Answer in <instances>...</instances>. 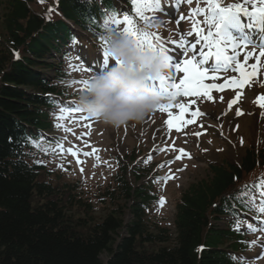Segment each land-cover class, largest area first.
<instances>
[{"label": "trees", "instance_id": "obj_1", "mask_svg": "<svg viewBox=\"0 0 264 264\" xmlns=\"http://www.w3.org/2000/svg\"><path fill=\"white\" fill-rule=\"evenodd\" d=\"M27 2L34 0L10 2L0 40V264H236L232 251L238 246H226L233 233L217 222L246 205L234 187L256 171L258 155L251 150L241 167H212V177L188 186L176 206L175 237L162 223L148 221L157 197L149 185L132 187L125 168L114 189L95 199L102 209L111 207L100 221L95 204L81 198L77 185L39 182L38 166L30 165L27 155L33 140L50 128V110L63 94L43 73L53 66L42 59L57 48L56 28L66 31V26L45 24ZM77 5L68 0L61 9L76 19ZM15 48L21 49L17 61ZM127 210L133 216L128 224Z\"/></svg>", "mask_w": 264, "mask_h": 264}, {"label": "rangeland", "instance_id": "obj_2", "mask_svg": "<svg viewBox=\"0 0 264 264\" xmlns=\"http://www.w3.org/2000/svg\"><path fill=\"white\" fill-rule=\"evenodd\" d=\"M205 1L192 0L189 3L190 5L187 6L188 0H185V5L183 6V1L177 0L175 3V6L176 4L177 6L176 8L174 6L172 11L177 14L178 19L184 15V20H188L187 28L193 30V19L198 20L199 17V15L193 16V10L195 8L208 7ZM218 2L221 6L227 7L232 4H243L244 0H218ZM245 6L249 10L252 8V4ZM32 7L38 12L41 11L40 7L35 4H32ZM3 9L4 5H0V33L2 35L5 34L3 16L7 11ZM188 13H191L192 17H188ZM202 17L198 27H202L204 34H206L209 26L204 21V14H202ZM238 22H245L244 26H250L247 24L254 26L250 18L243 15H241ZM238 22L236 21L226 26L227 31L231 35L234 31L233 29L240 26L241 23ZM176 27L179 28L180 24L176 25ZM192 39H190V42ZM253 45L255 44L250 43L246 49L247 52L254 53L248 60L249 64L256 62L259 57L260 47L257 45L253 47ZM98 49L102 52V47ZM175 52L176 58L178 60L182 59V55L178 57L177 54L180 50ZM192 55L193 53L190 51L188 58H191ZM262 60L264 62V57H262ZM73 62L71 59L69 65L71 66ZM175 62L178 61L176 60ZM95 66L98 67V65ZM107 70L108 68L105 71ZM86 71L74 70V78L82 79L75 80V82L88 81L93 72L90 73L91 70ZM216 75L219 77L218 80L207 81L206 83L222 84L223 79L231 77L232 73H227L228 77L225 74ZM179 76V80L182 79L183 73H180ZM254 79L248 83L247 87L237 92L227 88H225L224 92L213 90L211 93L212 100L199 96L192 99L177 98L166 102L165 104L171 103L173 105L170 111L174 115H179L180 113V109L175 107V105L184 104L188 106V111L184 113V120H193V123L185 126L183 121H173L174 124H179L180 131H177L175 127L171 128V130L169 129L166 123L170 118L168 111L162 112L158 108L142 122H129L119 127L106 125L98 118L89 116L84 111L65 113L66 118L71 115L74 116L73 120H60L59 125L61 127L50 133L55 138L52 151H47L49 155L54 154L55 157L52 158V163L54 168L56 167L57 169L56 172L60 174L59 179L55 175L53 180L55 186L78 183L83 192L81 196L95 204L94 216L100 221V218L104 217L107 210H111V207L102 209L105 205L103 207L100 204L97 205L96 196H93L88 186H97L112 179L115 175L119 156L123 159L126 158L125 162L131 166V154L133 153L135 158L138 159L137 164L140 166L146 167L148 160L154 162L152 163L151 176L156 177L155 181L157 180V183H159V191L161 193L159 203L154 208L157 215L156 218L159 221H163L164 224L174 231L175 205L180 200L181 192L192 183L208 180L210 178L209 175H211L208 168L209 165L215 164L225 168H229V166L239 167L247 150L252 148L251 151L256 154L264 152V108L257 103L258 98L264 95V72L262 69L259 70L258 76H255ZM83 87L79 86L76 88L78 93ZM237 93L240 94L238 99ZM221 97H223V100L220 99ZM193 100H195V103H192ZM233 100L237 102L232 104L231 109H229V103ZM66 105L71 108H80L79 104L72 101H68L64 106ZM197 109L203 115L194 118L191 113ZM237 109L243 114L238 116L236 114ZM82 117H87V119H82ZM201 124H203V127H201ZM236 125L239 126L238 129ZM66 129L69 130L66 131ZM195 133H201V135H195ZM59 136L61 137L59 138ZM241 139L243 143H241ZM68 149H72L76 155H72L68 152ZM180 149H183L184 153H181ZM84 153H89L90 155H84ZM188 154H190V158ZM177 156H181V159L177 160ZM145 158H148V160ZM78 160L80 161L79 163L77 162ZM259 173H264V165L260 168ZM254 176L247 174L242 177V180H251ZM165 177L174 178L165 180ZM128 180L134 184L132 176L128 175ZM256 195L257 193H255ZM162 198L164 200L163 204H161ZM255 202L261 206L264 203V197L261 196L260 200L256 199ZM254 208L259 210L257 207ZM259 215L264 218V213L260 212ZM245 224L239 225V227H242L244 232L245 230L247 231V240L257 239L258 237L253 238L250 235L254 230H249ZM252 227L256 231H260V229H263L264 223L259 222L256 225H252ZM260 238L259 246H255V243L247 244V249L241 252L238 259L243 264H264V234H261ZM103 260H105V257H103Z\"/></svg>", "mask_w": 264, "mask_h": 264}, {"label": "snow or ice", "instance_id": "obj_3", "mask_svg": "<svg viewBox=\"0 0 264 264\" xmlns=\"http://www.w3.org/2000/svg\"><path fill=\"white\" fill-rule=\"evenodd\" d=\"M127 2V0H126ZM192 0H188L191 3ZM132 5V10L135 15L141 20L148 24L152 19L145 15V12L157 11L160 9L161 0H130ZM252 4L251 10L245 5ZM51 11V10H50ZM204 14V21L209 26L208 31L204 34V29L198 27L199 21L193 19V30L186 34L182 33L179 42L172 41L171 43L175 45L176 50H182L181 54L185 57L182 62L174 63L173 56L169 54V47L166 46L165 41L161 39L159 35L153 32L145 31L142 27H138L132 16L128 15L127 12L124 13L123 19L119 18V13L112 12L111 17L105 20V29L109 30V22L113 25L123 26L121 31L124 35L135 39L138 45L142 49L159 51L167 55L169 60L168 67L170 70L174 69L167 76L160 78V82L169 89L167 97L169 100H174L177 96H188V97H199L204 96L207 99L212 100L211 95L213 90L223 91L224 87L233 88H243L247 83H249L252 77L258 76L261 61L260 57H264V47H260L259 57L257 58L256 64H249L248 60L254 55L253 52H246L242 55V49H247L249 44L245 42L236 41L232 35L227 31V25L232 24L239 20L241 15L250 18V20L258 27H264V0H244L243 4H232L227 7L221 6L218 0H208L207 9L197 8L193 10V16H198ZM107 15V13H105ZM185 19L184 16H180L176 21L180 24ZM250 26H252L250 24ZM187 37H193L195 42H190ZM102 44V55L105 65L112 62V57L109 54L107 41L104 36L100 37ZM76 43L75 38H73V44ZM199 46V47H198ZM253 47H256L253 45ZM191 51L193 55L188 58V53ZM198 53V55H197ZM243 60V62H241ZM213 61V63H209ZM91 68V64H89ZM88 70V69H85ZM231 70L233 75L231 79L226 81L225 84L217 83H205V81H216L219 79L217 73L226 72ZM175 73H183L182 79L176 82ZM211 73V74H210ZM239 73V77L235 75ZM85 85L88 81H82ZM240 94L237 93V99ZM223 100V97L220 98ZM233 100L229 103V109H231L232 104L236 103ZM195 103V100L192 101ZM257 103L260 107L264 108V95L258 98ZM173 107L171 103L163 104L159 106L160 111H168L169 120L166 121L169 129L175 127L177 131H180L179 124H174L173 121H183L184 125L193 123V120H184V113L188 111V106L184 104H177L175 107L180 109L179 115H174L170 109ZM61 115L58 119H65V113L71 112H82L81 108H71L70 106H64L59 109ZM236 114L242 115L243 113L237 109ZM191 115L195 118L202 116L199 109L192 112ZM82 119H87V117H82ZM58 128L61 125H56ZM203 127V124H201ZM238 125L236 128L238 129ZM69 129H66L68 131ZM195 135H201V133H195ZM58 143V142H57ZM241 143L243 140L241 139ZM94 151H96L94 149ZM184 153L183 149L179 150ZM72 155H76L72 149H68ZM84 155H90L89 153H84ZM189 158H190V154ZM150 159V157H149ZM176 159H181V156H177ZM80 162L79 160L77 161ZM83 171V169H81ZM174 177H165L164 179H172ZM264 185V181L261 182ZM260 195L264 197V189L261 190ZM164 203L163 198L161 199V204ZM259 211L264 213V203L259 207ZM237 229H239V224H237ZM249 230H254L252 225H248Z\"/></svg>", "mask_w": 264, "mask_h": 264}, {"label": "clouds", "instance_id": "obj_4", "mask_svg": "<svg viewBox=\"0 0 264 264\" xmlns=\"http://www.w3.org/2000/svg\"><path fill=\"white\" fill-rule=\"evenodd\" d=\"M166 26V21L154 18L142 28L152 32ZM104 38L114 63L107 71L89 77L76 102L89 116L112 127L142 122L170 102L153 86L170 74L168 57L163 52L142 49L135 39L115 29L107 30Z\"/></svg>", "mask_w": 264, "mask_h": 264}, {"label": "bare ground", "instance_id": "obj_5", "mask_svg": "<svg viewBox=\"0 0 264 264\" xmlns=\"http://www.w3.org/2000/svg\"><path fill=\"white\" fill-rule=\"evenodd\" d=\"M240 34H241L242 37H243V36L248 37L250 34H253V33L250 32V31H246L244 34H242V33H240ZM234 39H235L236 41H238V42H244V40L241 39L239 36H234Z\"/></svg>", "mask_w": 264, "mask_h": 264}]
</instances>
